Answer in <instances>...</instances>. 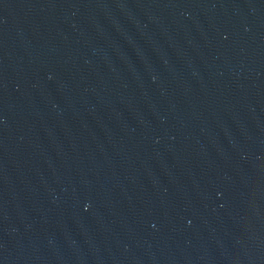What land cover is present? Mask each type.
I'll list each match as a JSON object with an SVG mask.
<instances>
[{"label": "water", "instance_id": "obj_1", "mask_svg": "<svg viewBox=\"0 0 264 264\" xmlns=\"http://www.w3.org/2000/svg\"><path fill=\"white\" fill-rule=\"evenodd\" d=\"M0 264H264V0H0Z\"/></svg>", "mask_w": 264, "mask_h": 264}]
</instances>
